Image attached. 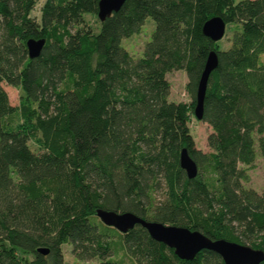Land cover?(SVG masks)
<instances>
[{
	"label": "trees",
	"instance_id": "obj_1",
	"mask_svg": "<svg viewBox=\"0 0 264 264\" xmlns=\"http://www.w3.org/2000/svg\"><path fill=\"white\" fill-rule=\"evenodd\" d=\"M98 1L43 0L35 18L36 0H0V264H63L64 244L99 264H224L206 250L180 260L140 226H104L97 209L264 252V192L244 188L240 167L264 161V0H127L94 33L83 15L97 19ZM213 17L226 23L228 48L203 35ZM147 18L155 29L134 59L121 42ZM28 39L44 40L34 59ZM212 51L203 153L189 121ZM174 71L186 73L190 104L168 100ZM2 84L19 91L16 107Z\"/></svg>",
	"mask_w": 264,
	"mask_h": 264
},
{
	"label": "water",
	"instance_id": "obj_2",
	"mask_svg": "<svg viewBox=\"0 0 264 264\" xmlns=\"http://www.w3.org/2000/svg\"><path fill=\"white\" fill-rule=\"evenodd\" d=\"M127 0H99L97 3L96 18L101 23L112 13L122 8ZM226 23L221 17L207 20L203 27V35L212 42L217 43L224 38ZM44 45L43 39H28L25 41L27 57L34 59L39 56ZM218 66L217 54L209 53L204 69L197 84L195 94L194 117L202 121L204 113V100L210 74ZM180 167L185 171L188 179H193L198 174L196 163L189 156L186 149H182L179 158ZM95 216L107 227L118 233L126 234L128 231L140 226L145 229L154 241L173 250L174 255L184 261L193 260L203 250L217 254L224 264H261L264 261V252L249 246L232 243L225 240H211L198 231H191L185 227L164 225L155 221L144 220L130 212L117 213L97 209ZM37 253L45 255L47 249L40 248Z\"/></svg>",
	"mask_w": 264,
	"mask_h": 264
},
{
	"label": "rangeland",
	"instance_id": "obj_3",
	"mask_svg": "<svg viewBox=\"0 0 264 264\" xmlns=\"http://www.w3.org/2000/svg\"><path fill=\"white\" fill-rule=\"evenodd\" d=\"M43 0H36L35 7L32 11L31 16L38 18V10L42 4ZM83 20L85 25L90 27L94 33L98 31V21L89 14L83 15ZM155 29V23L151 18H147L142 25L140 32L131 36L130 38L123 39L121 46L134 58L139 59L142 57L144 46L150 41L151 35ZM231 34L229 30L226 29L224 38L217 42L221 48L225 49L229 46V38ZM166 79L170 83L171 89L168 100L175 103H186L190 104L192 102L189 94L186 91V84L188 82L186 73L184 71H174L166 75ZM2 89L7 95L8 103L11 107H16L19 99V91L10 86L2 84ZM190 133L193 137L195 147L202 151L203 153L210 152L207 145V138L212 133L211 128L204 122L198 121L194 116L190 118L189 121ZM31 150H35L34 146L29 145ZM36 152V151H34ZM246 169L249 181L244 183V188L247 190H253L257 194H262L264 192V161L257 155L254 163L249 166H240ZM156 201H161L163 198V192H158L155 195ZM70 245L64 244L60 246L63 264H99L97 259L92 260H76L70 252Z\"/></svg>",
	"mask_w": 264,
	"mask_h": 264
}]
</instances>
